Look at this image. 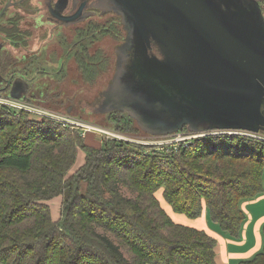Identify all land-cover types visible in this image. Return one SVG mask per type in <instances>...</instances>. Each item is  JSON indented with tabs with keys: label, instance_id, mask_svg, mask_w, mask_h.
Masks as SVG:
<instances>
[{
	"label": "trees",
	"instance_id": "obj_1",
	"mask_svg": "<svg viewBox=\"0 0 264 264\" xmlns=\"http://www.w3.org/2000/svg\"><path fill=\"white\" fill-rule=\"evenodd\" d=\"M19 18L9 27L0 20V34L17 45L24 41ZM74 52L84 83L96 84L110 69L103 51L91 56L86 44ZM108 116L113 131L131 135L129 117ZM101 141L96 147L78 129L0 110V264H217V240L175 222L167 207L189 220L207 214L239 239L242 203L264 193V142L255 138ZM80 151L85 163L75 169ZM60 197L55 220L47 203ZM241 264H264V249Z\"/></svg>",
	"mask_w": 264,
	"mask_h": 264
},
{
	"label": "water",
	"instance_id": "obj_2",
	"mask_svg": "<svg viewBox=\"0 0 264 264\" xmlns=\"http://www.w3.org/2000/svg\"><path fill=\"white\" fill-rule=\"evenodd\" d=\"M23 1L10 2L0 18ZM48 1L49 13L64 26L75 25L84 11L65 16L67 1L56 9ZM109 2L127 16L134 35L118 49L106 113L130 112L146 134L157 137L183 128L199 137L264 135V14L257 0ZM130 58L131 68L150 76L162 101L146 100L140 93L145 81L121 71ZM129 96L134 107L125 102Z\"/></svg>",
	"mask_w": 264,
	"mask_h": 264
},
{
	"label": "rangeland",
	"instance_id": "obj_3",
	"mask_svg": "<svg viewBox=\"0 0 264 264\" xmlns=\"http://www.w3.org/2000/svg\"><path fill=\"white\" fill-rule=\"evenodd\" d=\"M19 1L20 0H18L16 3H18ZM37 1L38 0H29V2H26L27 4L26 8L35 7ZM257 1L259 3L261 2V0H257ZM8 2H6V0H2V2L0 3V6L5 7L8 4ZM260 4L263 5V9H264V4H262V2ZM26 8H20L18 6L16 7L11 6L9 8L8 18L13 17L14 15L20 14V13L25 14L24 10ZM23 20L24 21L20 23V26L22 29L29 30L31 32L32 38L28 42L29 46H31L29 50L31 49L36 50V53L38 54L36 59H38V61L34 62L33 66L28 67L25 74L22 75L21 73H19V70H21V72H24V70H22L23 69L22 67L20 69V66L25 67L26 64H23V61H21L20 59L23 58V56L28 58L27 54L30 55L32 53H30L29 51H23L21 49L13 50V49H10L8 46L4 48L5 51L2 55L7 54L9 57H11V61L9 60L10 62H8V59L5 58L1 71L2 73H5V72L8 73L10 75L9 77L10 78L12 77L11 80H13L12 75L15 74L17 79H15L14 82L18 84V85L14 84L11 86L10 95L19 96L20 93L22 91H25L27 87H29L31 83L34 82L35 79H37L39 76L50 77V79H52L53 81H49L47 87L44 88V90L46 89L45 91H47L48 86L51 87L52 90H50L51 92L50 94H52V96H55V99L51 101L53 102L52 104L46 101H38L37 99V101L40 104H43L45 107H48V108H53L62 115L70 113L69 115L72 118L84 120L89 124L96 125V126H103L107 129L112 130L111 126H109V123H108L109 116L106 117V116H96V115H93V116L83 115L81 112L77 110V106L80 103L81 105L91 104L90 101H93L96 95H98V93L101 92V90L106 88V86H108L109 80L112 78V75L115 70V64H116L115 45H117L118 40L106 34V35H100L99 38L95 40V42L91 43L93 46H90V53L94 54L96 53L97 50H102L105 56L107 58H110V69L107 70V72L106 71L104 72V74L101 76V78L97 81L96 84H94L93 86L92 85L88 86V85H85V83L83 82L82 76L79 73V68L72 57L65 59L66 70H64V73L59 75L58 78H55V73L58 72V74H60L61 70L64 67V60L60 58V57L65 58L64 47H67V44L69 45L70 42L75 41L76 28L82 27L83 25L82 24L75 25L73 26V28L64 29V30L62 29V31L58 30L53 35L54 38L48 39V35L50 33L49 26L47 25L43 26V24H41L38 28H36V22H34L33 13H30V14L26 13L24 15ZM103 22H105V20H101V23ZM60 26L65 28L64 25H60ZM61 33L63 34L61 35ZM51 36H52V33H50V37ZM63 37L65 38L64 40H63ZM0 43H3L5 46L7 44L4 42L3 37L0 38ZM47 43L49 44L46 47ZM13 61L16 64L13 66L14 68L9 69V65L12 64ZM5 62H8V63H5ZM14 71L15 73H13ZM21 80H24L27 86L26 85L20 86V83L18 82ZM35 88L36 87L33 86L32 91ZM33 94L39 97L38 93L37 94L33 93ZM47 95L49 94L45 95V99L50 98V97L47 98ZM81 98L85 101H82L79 103V99ZM103 113L104 112L102 110H100V112H97V114H103ZM132 124L133 125L128 129L131 131V135L127 134V132H122V131H116V132L119 134H124V135L129 136V138H131L130 142L137 143V144L166 145L170 143H178L180 142L179 140L181 139L184 141H189V140H192L193 138L199 137L197 135H193L191 133H186L182 131L176 132L167 137H157V136L146 134L145 132H142L141 130H139V128L136 125V122L133 121ZM61 125H63V123H61ZM202 128L205 129L204 126H202ZM70 129H74V128H70ZM80 131L83 134V136H86L82 130ZM92 134H95V133H92ZM95 135L96 136L98 135L97 136L98 141L99 139L100 140L105 139L100 134H95ZM190 136L191 137L196 136V137H193L192 139H188ZM122 142H129V141H122ZM81 152L82 154H85V158H86V153L83 151ZM81 162L82 160L78 162V166H80ZM74 172L75 170H72V173ZM121 191L124 195L130 196V192H128L126 189H122ZM61 202H62V198L60 197V198H56L47 203L49 204L51 208L52 216L55 220L59 219L60 217ZM208 220L209 222L212 223V221L209 218ZM96 232L99 235L106 237V234L103 231L98 229L96 230Z\"/></svg>",
	"mask_w": 264,
	"mask_h": 264
},
{
	"label": "flooded vegetation",
	"instance_id": "obj_4",
	"mask_svg": "<svg viewBox=\"0 0 264 264\" xmlns=\"http://www.w3.org/2000/svg\"><path fill=\"white\" fill-rule=\"evenodd\" d=\"M9 1V2H8ZM18 0H6V2H8V4L11 2L12 4H16ZM22 1V0H20ZM19 1V2H20ZM65 1L68 2L67 7L64 11V15L65 16H69V15H73L76 12H78L80 9H83V13L82 15L79 17L78 22H76L75 25H79L82 24V27H78L76 28V32H75V41L74 42H70V44H67V47H64V51H65V58L60 57L61 59L64 60V67L61 70L60 74L55 73V78H58L59 75H61L62 73H64V70H66V62L65 59L66 58H70L72 57L76 62V55H74V48L79 47L80 45H85L87 44V49L89 51V54L92 56L93 54L90 53V46H93L91 44V42H95L96 39L99 38L100 35H110L112 36L114 39L118 40L117 45H115V53H116V64H115V70L114 73L112 75V78L109 80L108 86H106V88H104L103 90H101V92L98 93V95H96L95 99L93 101H90L91 104L86 105L83 104L81 105L80 102L85 101L82 98L79 99V103L77 106V110L79 112H81L83 115H87V116H108V115H112L117 113L116 111L114 112H110V113H106L105 110V102L107 101V99L112 98L111 97V93L109 92V88L111 86L112 81L114 80V76L117 72V65H118V60L121 57L118 49L125 43V40L127 39V37L129 36V34H131V32L129 33V31L131 30V25L130 22L128 21L127 16L121 14V13H116V9L117 5L109 2V0H78L77 3L76 1L74 2V0H53L52 3V7L54 9H56V5L58 4H62ZM2 2V0H0V3ZM18 2V3H19ZM26 2H29V0H25L23 1L20 5H17L20 8H26L27 4ZM261 3V2H260ZM259 3V4H260ZM6 4V3H5ZM4 4V6H5ZM7 4V5H8ZM263 14H264V9H263V5H261ZM16 7V6H15ZM49 1L48 0H38L36 2V6L35 7H28L24 10L25 14L26 13H33L34 14V22H36V28H38L41 24H43V26H49V32L52 33V36L50 37V33L48 35V39L49 38H54V34L58 31L62 29H69V28H73V25H69V26H65V28L61 27L60 25H63V23H61L60 21L56 20L55 18H53L51 16V14L49 13ZM5 7L0 6V11L2 12L3 9ZM0 12V14H1ZM9 13V9L3 14V16L0 18V20L2 18L3 19V26L9 27L10 23L14 20L18 19V27L21 30V37H23L24 41H20V44L17 45L15 43H12L8 38H6L4 35L0 34V38L3 37L4 42L7 43L6 46L3 43H0V80L4 81L5 85H4V90H0V95H4L7 97H12V95L10 96V93L8 90L11 88L12 85H14V80L17 79L16 75L13 74V80H11V78L9 77L10 75L8 73H2L1 68L2 65L4 64V59L7 58L8 62L11 61V57H9L7 54L6 55H2L5 51V47H9L10 49H18L20 48L23 51H29L30 55L27 54V57L21 58L20 60L23 61V64H26V66H20L23 68L22 70H24V72H21V70H19V73H21L22 75L25 74L26 70L28 69V67L33 66L34 62H37L38 59H36V57L38 56V54L36 53V50H29V48L31 46H29V40L32 38V34L29 30H24L21 28L20 23L23 22L24 20V13H20V14H16L13 17L8 18V14ZM101 20H105V22L101 23ZM95 26H98L99 28L94 32V34H90L88 32H90L92 29H94ZM129 27V28H128ZM130 29V30H129ZM85 32V36L80 37V32ZM63 33H61L62 35ZM87 34V35H86ZM134 33L132 32L131 36H133ZM65 38L63 37V40ZM17 43V42H16ZM24 43H27V45H23ZM82 43V44H79ZM90 43V44H89ZM49 43L46 44V47L48 46ZM117 50V51H116ZM97 51H102V50H97ZM96 51V52H97ZM35 52V53H33ZM129 55V53H128ZM10 60V61H9ZM50 60V59H49ZM5 62V63H8ZM16 63L13 61L12 64L9 65V69L14 68L13 66ZM132 67V63H131V58L128 59L126 62L123 63V66L121 68V71H124L126 73H130V75H134V76H138L139 78H142L145 82L143 84V89L140 90L141 96L144 97L146 100L148 101H152L154 102L155 100H161L162 101V97L161 94L159 93V89L155 88L154 84L152 83V79L150 78L149 75L145 74V73H141L140 71H138L137 69L131 68ZM15 73V71L13 72ZM80 73V72H79ZM52 75V74H51ZM50 76V75H49ZM63 76V75H62ZM82 76V75H81ZM127 74L124 75V77H126ZM42 78H50V77H41L39 76L37 79H35L34 82L38 81L39 79ZM101 78V77H100ZM83 79V77H82ZM84 82V81H83ZM33 83V82H32ZM85 85H90L88 83H85ZM93 86V85H92ZM9 93V94H8ZM129 94V93H128ZM50 97V99H55V96H48ZM25 99L26 101L38 105V106H42L45 107L43 104L37 103L36 99L37 97L35 95L30 96V97H26V98H22ZM127 102V104L131 107H134V103H133V98L131 96H129L128 99H125ZM156 106H160L159 104H157ZM48 108V107H45ZM54 111H57L53 108H48ZM160 109V107H159ZM165 109V108H164ZM163 109V110H164ZM100 110H102L104 113L103 114H97V112H100ZM166 110V109H165ZM167 111V110H166ZM168 112V111H167ZM70 113H68L69 115ZM130 112L128 113H124V115H126L127 117H129ZM132 121L136 122L138 124V122L133 119L132 117H129ZM84 121V120H82ZM86 122V121H85ZM143 131V130H142ZM144 132V131H143Z\"/></svg>",
	"mask_w": 264,
	"mask_h": 264
},
{
	"label": "crops",
	"instance_id": "obj_5",
	"mask_svg": "<svg viewBox=\"0 0 264 264\" xmlns=\"http://www.w3.org/2000/svg\"><path fill=\"white\" fill-rule=\"evenodd\" d=\"M17 50H20V48H18ZM49 81L53 80L50 78L39 79L38 81L31 83V85L27 87L25 91H22L19 96L21 98H28L30 96H33V93H38L39 97L36 96L38 101H47L50 98L45 99V95L49 94L47 95V98L48 96H52V94H50V90H52L51 87L48 86V90H44V88L47 87ZM18 83H20V86H27L24 80H21ZM4 84V81L0 80V90H4ZM14 84L17 83L15 82ZM33 86L36 87L35 89L37 93L35 89L33 90L34 92L32 91ZM6 90H8L11 94L10 88ZM37 99L36 102L39 103ZM85 135L87 136L88 144L96 147L101 145V140L103 139H99L98 141V135L96 136L92 133H88ZM85 159V154H82V152L80 151L75 169H78L80 166H82L85 163ZM80 160H82V162L80 163V166H78V162ZM241 207L246 215V220L243 224V229L241 231L239 239L230 237L228 234L222 232L216 224L209 222L207 214H204L197 220H189L184 216L173 214L169 207H167V209L175 222L199 230H204L210 236L217 240V264H241L242 262L254 259L258 254L262 253L264 249V193L256 199L244 201Z\"/></svg>",
	"mask_w": 264,
	"mask_h": 264
},
{
	"label": "built area",
	"instance_id": "obj_6",
	"mask_svg": "<svg viewBox=\"0 0 264 264\" xmlns=\"http://www.w3.org/2000/svg\"><path fill=\"white\" fill-rule=\"evenodd\" d=\"M4 108L14 111L17 114L21 112L28 113L33 118H36L39 120L46 119V120L55 121L59 124L63 123V125L66 127L82 130L84 134H87V133L100 134L105 139L115 140L118 142H122V141L130 142L131 141V138H129V136L127 135L119 134L105 127L92 125L85 121L72 118L68 114L62 115L58 113L57 111L32 104L22 98L16 99V98H11V97H7L4 95H0V110ZM239 135L248 136V137L255 138V139H258L264 142L263 134L253 135V134H242L241 133ZM190 137L188 139H192L193 137H196V136H192L191 138ZM179 141H184V140L181 139Z\"/></svg>",
	"mask_w": 264,
	"mask_h": 264
}]
</instances>
